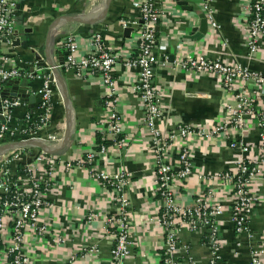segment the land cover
I'll return each instance as SVG.
<instances>
[{
    "label": "crops",
    "instance_id": "obj_1",
    "mask_svg": "<svg viewBox=\"0 0 264 264\" xmlns=\"http://www.w3.org/2000/svg\"><path fill=\"white\" fill-rule=\"evenodd\" d=\"M248 0H212L214 20L218 29L210 26L202 10V0H158L161 13L156 27L157 43L154 54L159 60L155 85L163 109L158 128L174 133L179 128H208L225 119V107L231 100L224 93L216 75H195L185 72L178 64L186 57L205 56L229 65L264 74V44L259 52L247 51L246 25L251 18ZM15 37L0 45V54L10 58L22 74L50 76L55 81L54 100L45 128L36 136L51 146L60 144L67 126V112L56 76L63 82L69 100L73 135L70 143L50 155L56 158L53 190L47 194V207L39 214L45 234L38 230L26 233V254L31 264H108L112 239L105 233L106 219L117 213L114 190L92 177L94 171L108 176L124 175L123 195L128 203L130 219V254L124 264H161L165 234L158 226L162 204L157 196L155 154L152 135L142 125L143 110L136 86V71L124 66L128 46L134 44L135 30L126 34L120 20H139L132 0H20L14 13ZM80 21L82 23H79ZM100 33L108 48L119 55L114 67L117 113L122 122L125 143L121 148L108 145L104 158L90 166L80 163L87 152L98 151L96 135L105 116L104 86L97 77H78L75 71L62 66H39L48 58L51 63H65L63 41L74 36L78 43V58L89 50V38ZM17 40V41H16ZM35 56H39L37 62ZM3 85L6 98H17L23 105L0 116L1 123L12 127L22 124L26 114H39L41 80L19 78ZM24 90L27 97L18 94ZM244 143L250 149L248 157L258 154L259 132L255 122L246 119ZM208 127V128H207ZM235 136V131L228 132ZM55 135L57 143L49 141ZM191 175L177 186L176 203L184 208L202 204L219 205L221 216L215 226L192 231L182 226L177 232V264H209L211 248L208 236L217 230L219 264H251L254 251L264 264V162L259 174L248 185L257 198L248 226L236 236L232 222L231 187L222 176L235 170L247 158L231 149L223 135L188 137ZM29 140V139H27ZM25 140H6L2 145ZM1 145V146H2ZM170 163L175 167L177 144L172 143ZM107 146V145H106ZM19 150V149H18ZM16 152L10 156L9 170L26 183L25 166L33 163L41 152ZM14 152V151H13ZM9 152L0 156L10 155ZM66 165L71 166L66 171ZM92 216V218H88Z\"/></svg>",
    "mask_w": 264,
    "mask_h": 264
},
{
    "label": "built area",
    "instance_id": "obj_2",
    "mask_svg": "<svg viewBox=\"0 0 264 264\" xmlns=\"http://www.w3.org/2000/svg\"><path fill=\"white\" fill-rule=\"evenodd\" d=\"M19 1L0 0V45L6 39L14 40L16 33L13 17ZM132 1L138 11L139 20H120L122 28H132L136 33L134 44L128 46L125 53L124 66L136 71L135 91L142 105V125L152 135L157 196L162 204L157 223L165 234L161 259L163 264H177L178 229L186 226L192 231H201L205 227H213L217 217L222 214L221 206L210 205L208 202L202 204L198 201L188 209L176 203L177 186L186 181L192 172L188 137L204 135L209 138L223 135L229 148L246 155L247 158L242 159L235 170L225 173L222 179L230 185L232 191V222L236 236L244 232L248 226L257 204V198L249 192L248 185L258 176L260 166L264 162V74L205 56L186 57L179 62V68L195 75H216L231 104L225 107V119L207 127V134L202 128H198L196 132L182 127L174 133H164L156 123L163 115L155 85L159 60L154 54V49L157 43L156 27L161 18V13L157 9L158 0ZM248 1L251 18L246 25V46L249 55H254L264 44V0ZM202 10L210 26L217 30L212 0H202ZM62 45L65 52L64 67L75 71L78 77L100 79L105 90V116L98 132L102 135V141H108V145L121 148L125 139L122 122L116 110L117 87L113 78V70L118 64L119 55L108 48L100 33H94L89 38L90 50L80 58L77 56L79 46L74 36H69ZM22 77L41 80L39 114H26L18 127L0 122V146L6 140L33 138L46 127L50 118L55 90L53 78L33 73L22 74L10 58L1 54L0 116H5L11 109L23 105L17 98L2 99L1 96L6 82ZM246 119L253 120L259 132L258 154L254 157H248L250 149L242 138ZM230 130L235 131L234 138L228 137ZM58 140V136L49 137V141L53 143H57ZM172 143L177 144L175 148L177 171L170 163ZM108 145H101L98 151L87 152L80 163L90 166L99 158H104ZM9 158L10 155H6L0 160V264H31L32 258L26 254L25 235L30 230H38L40 234H45L46 226L39 220V214L48 206L46 195L53 190L56 158L42 152L35 155L32 165L23 168L26 175L23 187L19 186V180L9 170ZM65 170L70 171L71 166L66 165ZM92 177L114 190L117 213L108 217L105 224V233L112 239L111 258L108 264H124V260L130 254V219L128 203L123 195L126 178L124 175L111 177L101 171H94ZM88 218L91 219L92 216ZM208 244L211 248L209 264H219L215 228H211ZM251 264H259L257 250L253 252Z\"/></svg>",
    "mask_w": 264,
    "mask_h": 264
},
{
    "label": "water",
    "instance_id": "obj_3",
    "mask_svg": "<svg viewBox=\"0 0 264 264\" xmlns=\"http://www.w3.org/2000/svg\"><path fill=\"white\" fill-rule=\"evenodd\" d=\"M79 23H82L80 21H77ZM125 33L128 34L130 33V29H126ZM17 41V40H16ZM35 60L38 62L40 60L39 56H35ZM62 66L64 65L63 60L59 61V64H53L51 63V61L46 58L44 62H41V64H39L40 67L42 68H51L54 72H56L55 67L57 66ZM56 81L58 83V87L60 89V93L62 95V99H63V103H64V107L66 109L67 112V126H66V131L64 133L63 139L61 141L60 144H55L54 146H51L48 142H45L43 140H40L38 138H34V139H29V140H25V141H19V142H13L10 144H5L0 146V156L5 155L9 152H13L16 151L18 149L21 148H36L39 149L42 153L46 154V155H53L55 154V152L65 148L71 141L72 139V135H73V124H72V116L70 113V106H69V100L66 94V89L65 86L63 84V82H61V80L59 79L58 76H56ZM10 82L14 83V84H19L20 79H12ZM20 97H27V95L24 93V90H22L19 94ZM2 99H5V95L4 93L1 94Z\"/></svg>",
    "mask_w": 264,
    "mask_h": 264
},
{
    "label": "trees",
    "instance_id": "obj_4",
    "mask_svg": "<svg viewBox=\"0 0 264 264\" xmlns=\"http://www.w3.org/2000/svg\"><path fill=\"white\" fill-rule=\"evenodd\" d=\"M96 144H97V148H99L101 145H108L109 142L108 141H102V135L100 133H98L96 135ZM30 152L29 148H21L19 150L14 151L12 154H10V156L14 155L16 152ZM40 152H37V154H39ZM36 154V155H37ZM161 264H163L162 260H161Z\"/></svg>",
    "mask_w": 264,
    "mask_h": 264
}]
</instances>
